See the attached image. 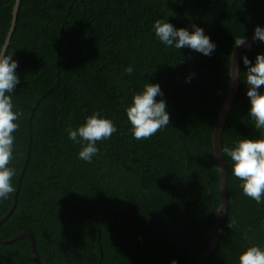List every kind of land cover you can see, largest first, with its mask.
Masks as SVG:
<instances>
[{
    "label": "trees",
    "instance_id": "obj_1",
    "mask_svg": "<svg viewBox=\"0 0 264 264\" xmlns=\"http://www.w3.org/2000/svg\"><path fill=\"white\" fill-rule=\"evenodd\" d=\"M16 1L0 0V44ZM157 19L202 27L215 51L166 48L152 29ZM257 25L264 26V0H21L7 49L19 62L14 103L23 111L10 165L17 202L12 212L13 196L0 202V221L11 212L0 238L31 233L41 264H98L101 250V264H196L212 245L222 207L213 137L234 40L251 37ZM258 53L264 43L242 57L254 63ZM242 57L223 147L260 135L247 115ZM147 80L161 85L170 125L138 141L124 109ZM95 111L118 132L97 142L99 154L86 163L66 130ZM224 157L229 213L204 264H238L248 246L264 245V205L243 194ZM0 264H35L30 240L0 243Z\"/></svg>",
    "mask_w": 264,
    "mask_h": 264
},
{
    "label": "clouds",
    "instance_id": "obj_2",
    "mask_svg": "<svg viewBox=\"0 0 264 264\" xmlns=\"http://www.w3.org/2000/svg\"><path fill=\"white\" fill-rule=\"evenodd\" d=\"M155 37L166 48L181 50L188 48L204 56H211L217 45L202 27L196 24L192 29L176 28L172 23L162 19L154 21L152 26ZM247 37V36H246ZM252 39L264 43V26L257 25ZM248 37L235 38L236 47L247 43ZM9 54L7 44H0V202L12 198L17 189L13 184L16 176L15 167L10 166L15 159L16 135L23 118V111L14 103V91L20 84L17 72L19 62ZM246 67V95L250 108L247 115L251 118L252 126L260 135L258 137H243L231 147L221 149L224 156L231 162V174L237 178L243 194L257 203L264 205V53H258L255 62L247 55L242 57ZM133 66L129 65L124 73L131 76ZM240 72L233 68V78H240ZM191 77H189V80ZM160 97V99H157ZM164 92L159 83L148 80L141 91L134 93L131 103L124 109L127 121L131 125V133L135 140H147L157 132L170 125V113ZM68 139L80 146L78 159L92 163L100 149L97 142L111 139L118 132L115 121L95 111L85 117V122L76 127L68 128ZM218 155V153H217ZM222 173V168L219 166ZM229 227H231L229 225ZM171 264H178L176 259ZM238 264H264V245L252 244L238 257Z\"/></svg>",
    "mask_w": 264,
    "mask_h": 264
},
{
    "label": "water",
    "instance_id": "obj_3",
    "mask_svg": "<svg viewBox=\"0 0 264 264\" xmlns=\"http://www.w3.org/2000/svg\"><path fill=\"white\" fill-rule=\"evenodd\" d=\"M20 5H21V0H17L15 8H14V12H13L14 18H13L12 27H11V30L8 34L7 40H6L7 49H8L10 42H11L12 35L15 31V28H16L17 14L19 12ZM258 42L259 41H254L252 39V36H251L248 38L247 43L244 46H242V47H236L235 46L234 52L232 55V67H231V76H230L231 81H230L229 92H228L226 100L223 104L222 110L220 112L219 119H218V122H217L215 130H214V137H213L214 153H215L217 164H218V170H219V166L222 168V173L219 170L222 207L219 211H217L220 218H219V222L217 224L216 230H215L212 245H211L209 251L205 254V256H203L196 264H204L213 255V253L215 252L217 245L220 241L223 228H224L225 223L227 221V217H228V213H229V198H228V189H227V170H226L227 161L225 160V157H224L221 149L223 148L222 135L225 131V127H226V124H227V121L229 118L230 110L233 106V103L236 99V96L239 92V87H240V78H233V68H235V71L237 73L240 72L241 57H242L243 53L246 50H248L249 48H251L252 46H254L255 44H257ZM239 75H240V73H239ZM217 153H218V155H217ZM13 198H14V204L12 206L11 212L14 210V208L16 206V202H17L16 195H13ZM8 215L6 217H8ZM6 217L0 221V225L3 223V221L6 219ZM22 238H26V239L30 240L35 264H41L40 258H39V253H38L37 242H36L35 237L31 233H27V232L22 233L19 236L15 237L9 241H4L0 238V243L9 244V243L15 242L19 239H22ZM102 260H103V254H102V250H101V258H100V261L98 264H101Z\"/></svg>",
    "mask_w": 264,
    "mask_h": 264
}]
</instances>
